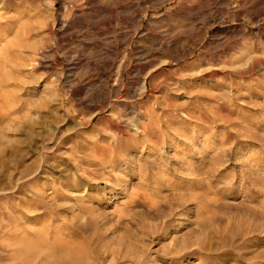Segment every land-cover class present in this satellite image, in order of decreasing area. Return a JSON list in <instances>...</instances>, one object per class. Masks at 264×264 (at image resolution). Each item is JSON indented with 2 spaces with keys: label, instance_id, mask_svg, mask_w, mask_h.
Instances as JSON below:
<instances>
[{
  "label": "rangeland",
  "instance_id": "374dc122",
  "mask_svg": "<svg viewBox=\"0 0 264 264\" xmlns=\"http://www.w3.org/2000/svg\"><path fill=\"white\" fill-rule=\"evenodd\" d=\"M0 264H264V0H0Z\"/></svg>",
  "mask_w": 264,
  "mask_h": 264
},
{
  "label": "bare ground",
  "instance_id": "6f19581e",
  "mask_svg": "<svg viewBox=\"0 0 264 264\" xmlns=\"http://www.w3.org/2000/svg\"><path fill=\"white\" fill-rule=\"evenodd\" d=\"M80 258V257H79ZM76 262V261H75Z\"/></svg>",
  "mask_w": 264,
  "mask_h": 264
}]
</instances>
